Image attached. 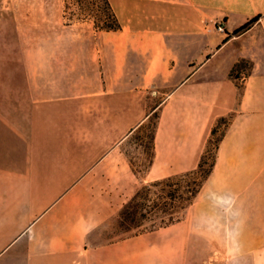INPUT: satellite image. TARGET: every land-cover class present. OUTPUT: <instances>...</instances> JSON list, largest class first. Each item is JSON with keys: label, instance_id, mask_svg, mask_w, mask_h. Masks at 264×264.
I'll return each instance as SVG.
<instances>
[{"label": "crops", "instance_id": "1", "mask_svg": "<svg viewBox=\"0 0 264 264\" xmlns=\"http://www.w3.org/2000/svg\"><path fill=\"white\" fill-rule=\"evenodd\" d=\"M108 1L121 30L54 28L0 105V264H188L204 244L264 264V0ZM154 114L143 179L195 170L222 135L212 172L179 223L91 245L86 184L137 180L121 149Z\"/></svg>", "mask_w": 264, "mask_h": 264}, {"label": "rangeland", "instance_id": "2", "mask_svg": "<svg viewBox=\"0 0 264 264\" xmlns=\"http://www.w3.org/2000/svg\"><path fill=\"white\" fill-rule=\"evenodd\" d=\"M66 1L68 9H65ZM75 10L76 4L70 0H0V105L6 102L19 105L22 93L26 98V58L37 57L36 46H54V38L60 37L58 31V34L52 31L54 28L79 23L70 21V14ZM157 116L152 115L151 123L147 121L148 125L137 138L124 143L121 150L126 160L131 159L138 164L147 158L149 137ZM214 140L207 147L208 164L214 156ZM147 182L150 181L127 176L114 180L97 178L87 182L86 187L96 188V194L85 197L88 204L86 214L92 216L99 213V218L89 217L93 224L99 222L90 235L91 245L106 244L123 236L117 227L118 213L135 190ZM204 245L201 251L194 253L195 257L190 258L188 264H251L249 259L216 258L212 246Z\"/></svg>", "mask_w": 264, "mask_h": 264}, {"label": "trees", "instance_id": "3", "mask_svg": "<svg viewBox=\"0 0 264 264\" xmlns=\"http://www.w3.org/2000/svg\"><path fill=\"white\" fill-rule=\"evenodd\" d=\"M76 4V10L70 14V21L90 22L96 32H118L121 25L118 22L108 0H70ZM65 9H68L67 1ZM259 17H254L234 34L241 33L256 22ZM243 67L250 68V62H238L233 71H239ZM150 116L147 121L151 123ZM158 119V116H157ZM147 121L138 127L128 137H138L145 128ZM157 122L154 124L147 146V158L138 164L131 159L128 160L133 174L143 179V174L149 170L154 160V139ZM217 131H212V136ZM222 135L215 140L217 148ZM140 139V138H138ZM212 141H209L211 144ZM215 154L210 164H208L207 150L195 170L167 178L154 180L141 185L135 190L133 195L123 204L118 213L117 227L124 236H136L148 232L157 231L179 223L187 209L192 205L195 198L201 191L204 183L210 176L214 166ZM207 166V167H206Z\"/></svg>", "mask_w": 264, "mask_h": 264}]
</instances>
